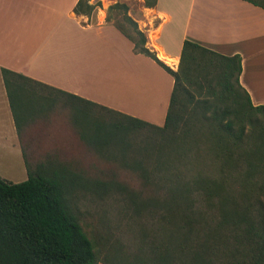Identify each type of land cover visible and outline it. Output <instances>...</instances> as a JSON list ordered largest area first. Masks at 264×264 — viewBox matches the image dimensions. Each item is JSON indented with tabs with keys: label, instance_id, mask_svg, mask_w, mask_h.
Wrapping results in <instances>:
<instances>
[{
	"label": "trees",
	"instance_id": "trees-1",
	"mask_svg": "<svg viewBox=\"0 0 264 264\" xmlns=\"http://www.w3.org/2000/svg\"><path fill=\"white\" fill-rule=\"evenodd\" d=\"M89 1L79 0L74 13L92 15L99 3ZM151 1L146 7L155 6ZM119 7L124 8L115 4L110 10ZM126 21L138 42L114 26L133 44V53L173 78L164 124H149L2 69L18 138L27 123L49 121L55 109L68 110L75 128H90L80 137L98 152L117 142L119 152L129 154L133 147L126 136L132 130L154 132L156 141L146 139L123 160L140 171L137 185L116 179L88 184L120 193L126 209L149 217V226L136 233L135 264H149L140 255L153 264H264V128L256 135L258 143H249L244 118L251 110L264 117V105L254 107L240 86V57L184 40L173 72L144 47L146 38L136 24ZM92 109L123 123L91 119ZM20 149L27 179L0 178V264H98L92 242L65 202L64 189L73 182L69 166L50 157L31 166Z\"/></svg>",
	"mask_w": 264,
	"mask_h": 264
},
{
	"label": "crops",
	"instance_id": "crops-1",
	"mask_svg": "<svg viewBox=\"0 0 264 264\" xmlns=\"http://www.w3.org/2000/svg\"><path fill=\"white\" fill-rule=\"evenodd\" d=\"M78 1L0 0V151L11 149L22 162L2 69L149 124H164L173 78L153 60L134 54L100 8L90 19L75 14ZM97 2L108 3L89 4ZM263 5L264 0H156L147 10L163 22L159 41L172 27L164 44L154 46L156 57L167 67L171 60L177 66L184 40L223 56L238 55L240 86L254 107L262 106ZM119 37L130 51L112 55L110 39L122 42ZM114 87L119 92L109 94Z\"/></svg>",
	"mask_w": 264,
	"mask_h": 264
},
{
	"label": "rangeland",
	"instance_id": "rangeland-1",
	"mask_svg": "<svg viewBox=\"0 0 264 264\" xmlns=\"http://www.w3.org/2000/svg\"><path fill=\"white\" fill-rule=\"evenodd\" d=\"M107 2L109 4L106 3L105 6L97 2L99 3L98 8L106 15L107 20L110 19L113 23H117L135 39V42H138L139 37L135 35L134 29L126 21L127 17L130 18L136 24L137 30L146 38L144 47L156 56L157 51L154 46L159 43L164 44L168 36L166 33L168 34L167 31L172 33V27L166 29L159 41L163 22H158L147 10L146 4H151L152 1L145 3V0H107ZM115 4L124 8L110 10V7ZM84 16L90 19L91 14ZM120 39L126 45L115 38L110 39L111 54L122 53L124 50L127 53L128 49L130 51V45L124 39ZM131 46L133 48L132 43ZM168 63L169 67L166 66L168 69L173 72L177 71L178 65L176 66L172 60ZM113 90L109 94L116 95L119 92L117 87ZM88 113L91 119L108 122L109 125L116 122L123 123L119 116L96 109L89 110ZM244 118L247 121L248 134L252 135L249 143H258L256 135L260 129L264 128L263 115L251 110L247 111ZM153 119L159 120L160 116ZM232 128L238 127L233 125ZM89 129L75 128L68 110L55 109L49 121L30 122L21 128L18 138L19 146L24 149L31 166L46 157L69 166L73 182L64 189L65 202L92 242L98 264H135L136 257L139 256L135 240L136 233L141 227L149 226V217L146 214L137 217L126 209L120 200V193L96 190L88 184L95 179L101 181L116 179L133 186L137 185L140 171L136 172L126 167L123 160L125 157L131 158V153H135V149L147 142L146 139L149 142L156 141L155 133L147 129L132 130L126 136V140L133 148L129 154H123L119 152L121 150L117 142H113L105 151L100 152L94 146L88 145L81 139L80 132H87ZM0 178L11 183H19L27 179L24 162L11 149L0 151ZM76 179L79 182H74ZM140 257L143 260H149V264H153L148 256L140 255Z\"/></svg>",
	"mask_w": 264,
	"mask_h": 264
}]
</instances>
